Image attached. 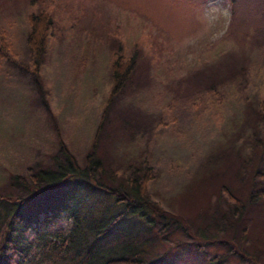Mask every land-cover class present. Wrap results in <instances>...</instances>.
Wrapping results in <instances>:
<instances>
[{
    "label": "rangeland",
    "instance_id": "374dc122",
    "mask_svg": "<svg viewBox=\"0 0 264 264\" xmlns=\"http://www.w3.org/2000/svg\"><path fill=\"white\" fill-rule=\"evenodd\" d=\"M41 10L53 24L34 79L27 16ZM2 40V192L60 144L83 164L102 122L97 154L125 174L150 169L159 209L132 225L146 264H264V196L249 201L264 188V0H0ZM118 53L135 67L112 97Z\"/></svg>",
    "mask_w": 264,
    "mask_h": 264
},
{
    "label": "trees",
    "instance_id": "16d2710c",
    "mask_svg": "<svg viewBox=\"0 0 264 264\" xmlns=\"http://www.w3.org/2000/svg\"><path fill=\"white\" fill-rule=\"evenodd\" d=\"M27 17L30 25L27 42L33 65L29 69L35 79L52 33L53 19L46 10L32 12ZM8 48L2 40L0 55ZM118 55L110 64L111 96L129 84L135 67L133 58L124 59L123 54ZM209 84L218 89L220 80L214 79ZM260 106L264 130V98ZM102 130L100 122L95 140L100 138ZM95 140L83 164L60 144L58 147L62 150L59 148L60 152L54 154L51 164L28 167V178L20 173L8 176L5 184L20 189L17 193L0 190V264H39L41 261L50 264L148 263L146 250L137 238L140 232H134L132 225L133 217H147L145 207L153 211L159 209L147 197L150 169H141L139 164L125 174L117 164L112 165L104 155L96 153ZM226 191L235 205L242 208L243 202ZM263 196L264 188L256 189L249 201L255 202ZM160 213L175 215L171 211L160 210ZM242 214V210L237 212L238 217ZM147 219L143 222L149 223ZM166 223L162 225L167 226ZM245 233L242 232V236ZM228 240L220 237V242ZM196 246L198 248L199 244ZM234 251L239 252L242 259L251 258V251L247 249L235 246ZM212 258L213 263L219 257L214 253Z\"/></svg>",
    "mask_w": 264,
    "mask_h": 264
}]
</instances>
